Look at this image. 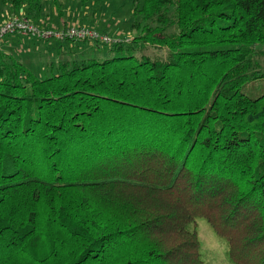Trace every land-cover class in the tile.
<instances>
[{"label": "trees", "instance_id": "16d2710c", "mask_svg": "<svg viewBox=\"0 0 264 264\" xmlns=\"http://www.w3.org/2000/svg\"><path fill=\"white\" fill-rule=\"evenodd\" d=\"M128 2L102 61L0 50V264H204L200 218L264 264V0Z\"/></svg>", "mask_w": 264, "mask_h": 264}, {"label": "rangeland", "instance_id": "374dc122", "mask_svg": "<svg viewBox=\"0 0 264 264\" xmlns=\"http://www.w3.org/2000/svg\"><path fill=\"white\" fill-rule=\"evenodd\" d=\"M3 0H0V26L9 19L11 16L15 17H22L24 18L25 16L22 14L23 12L20 11L15 12L10 6L7 5L6 2H2ZM96 4V7H100L101 9V16L100 19L96 21V24L88 25L89 23H86L89 21V16L85 15H80L81 11L80 8L78 7L80 5V0H68V7L72 8L70 13L73 14H78L79 17L72 16L71 22H64V18L60 19L61 16H56L55 17V22L61 21L64 22L62 24L61 28H50L47 23L48 20H46L45 25H38V19L41 17H51L52 18V11L50 10L51 7H47L46 5V10L42 14L41 13L38 15L37 18L34 19V15L31 17H27V19L30 20L32 24L35 26L42 28L44 30H55V31H60L66 29L68 26H84L88 28H92L99 32L100 34L107 36L108 38H111L112 40H117L120 39L121 41L119 42H125V43H130L133 38L136 37L137 32L134 29H131V24L135 20H140V17L135 19V14L132 13V6H130L128 0H112L109 3H105V1H100ZM60 2V1H59ZM58 3V2H57ZM56 4L53 6L55 7ZM59 5V6H58ZM56 5L55 9L58 11L57 7L61 8L60 5L61 3H58ZM87 6V5H86ZM96 7H91V9H94ZM43 8V7H42ZM48 8V9H47ZM85 8V7H83ZM78 9V12L77 10ZM87 12V11H84ZM59 15V14H58ZM54 19V18H53ZM41 20V19H40ZM52 20V19H51ZM82 23V24H81ZM44 26V27H41ZM49 27V28H48ZM24 39V40H23ZM26 39V40H25ZM29 39V41L27 40ZM31 37L27 36H17L13 40H18L21 41L19 43V46L16 47V51H20L19 54H22L21 61H24L31 65L32 67H41L46 60H51L54 64L56 63L58 56L56 55L55 52H52V55H46L44 52H40L44 48V43H38L37 44V49L35 50L36 53H34L33 50V43L30 41ZM37 40V39H34ZM128 40V41H125ZM71 43L65 44V47L68 48L71 47ZM32 47V49H31ZM74 48V53L79 55L80 53H83L82 57L85 58H94L98 61H102L103 59L109 58L112 56L111 52V47L107 45H99L92 43V41L88 42H76L73 43ZM127 47V45H125ZM83 49L84 51H81ZM94 49V50H93ZM39 52V53H38ZM27 53V54H24ZM34 53V54H33ZM44 53V54H43ZM148 54H158L162 53L163 50L157 51V50H150L146 52ZM24 54V55H23ZM62 59H72L73 58V53H70L68 55H61ZM80 58V57H79ZM259 66L262 68L264 71V58L259 59ZM250 85V84H249ZM247 85L245 88V93L248 94L250 97H255L257 95V90L255 87H250ZM193 227L196 229L198 233V238L200 241V246H201V258L204 262V264H232V262L229 259L228 256V249H227V244L226 241L219 238L214 231L211 229L209 224L204 218L197 219L195 221V225L192 224V226L189 227L190 230L193 229Z\"/></svg>", "mask_w": 264, "mask_h": 264}, {"label": "built area", "instance_id": "2783aa9c", "mask_svg": "<svg viewBox=\"0 0 264 264\" xmlns=\"http://www.w3.org/2000/svg\"><path fill=\"white\" fill-rule=\"evenodd\" d=\"M13 35H22L44 41H93L107 46L119 42V40H112L96 30L84 26H68L60 31L44 30L35 26L26 18L11 16L0 26V47L5 37Z\"/></svg>", "mask_w": 264, "mask_h": 264}, {"label": "crops", "instance_id": "0c3cea01", "mask_svg": "<svg viewBox=\"0 0 264 264\" xmlns=\"http://www.w3.org/2000/svg\"><path fill=\"white\" fill-rule=\"evenodd\" d=\"M60 2H58V3H61V5H60V7L61 8H59V7H57V9H58V11L55 9V7H56V5H55V7L53 6L54 5V3H53V0H43V3H42V6H43V8H42V14L45 12V10H46V5H47V7L49 6V7H51L50 8V10L52 11V18L51 17H49V18H47V17H41L40 19H38V25L40 24V25H45V22H46V20H48V25H50L49 27L50 28H61L62 27V24L64 23V22H68V21H70L71 22V18H72V16H75L76 15V17H79V15L76 13V14H73L72 15V13H70V11L72 10V8H69L68 7V0H59ZM72 1H74V0H72ZM99 1L98 0H90V2L87 4V6H83L80 2V5L78 6L79 8H80V11H81V14L80 15H85V14H87L86 16H89L88 18H89V21L88 22H86V23H89L88 25H94V24H96V21L98 20V19H100V17H102L103 16V14L101 13V9L102 8H100V7H96V4L98 3ZM83 7H85V8H83ZM91 7H96V8H94V9H91ZM48 9V8H47ZM77 10V12H78V9H76ZM84 11H87V12H84ZM23 12V11H22ZM59 14V15H58ZM101 14H102V16H101ZM24 15V14H23ZM63 16V17H61L60 19H63L64 18V22H61V21H57V22H55V17L57 16ZM27 17H31V15H29V16H27ZM26 17V18H27ZM32 18V17H31ZM39 18V17H38ZM54 18V19H53ZM52 19V20H51ZM29 20V19H28ZM30 21V20H29ZM32 22V21H31ZM82 24V23H81ZM83 26V25H82ZM41 27H44V26H41ZM48 27V28H49ZM17 36H22V35H13V36H10V37H5L4 38V40H3V42H2V44H1V48H0V50L1 51H3V52H5L6 54H12V55H14V56H16L19 60H21V59H24V58H22V57H20V56H22V54H19L20 53V51H19V53H18V51H16V47L17 46H19V43H21V41H18V40H13L15 37H17ZM24 40V39H23ZM26 40V39H25ZM28 41H29V39H27ZM121 41L120 39H118L117 38V41ZM32 43H33V50H34V53H36V49H37V44L38 43H44V44H46V45H44V48H43V50L42 51H40V52H44L46 55H52V52H55L56 53V50H57V48L59 47V45L61 44V42L60 41H55V40H48V41H44V40H39V39H37V40H34V39H31L30 40ZM125 41H128V40H125ZM31 49H32V47H31ZM33 53V54H34ZM39 53V52H38ZM43 53V54H44ZM24 54H27V53H24ZM23 54V55H24Z\"/></svg>", "mask_w": 264, "mask_h": 264}]
</instances>
